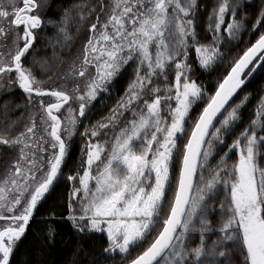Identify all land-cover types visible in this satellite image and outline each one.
<instances>
[{"label": "snow or ice", "instance_id": "1", "mask_svg": "<svg viewBox=\"0 0 264 264\" xmlns=\"http://www.w3.org/2000/svg\"><path fill=\"white\" fill-rule=\"evenodd\" d=\"M198 7V0H112L101 6L81 62L66 74L85 78L83 91L79 84L69 91L66 85L45 87L22 59L37 39L34 30L53 23L40 15L41 3L0 0V82L7 79L38 105L18 135L0 134V143L19 151L0 179V219L7 221L0 230V264H12L30 221L62 178L78 117L86 118L87 106L130 61L134 79L125 95L82 133L86 167L82 161L83 174L68 177L73 227L106 234L104 254H121L128 264H264V96L255 118L239 131L241 109L252 94L233 99L264 68V33L209 92L192 78L190 49L204 69L222 62L220 45L248 30L249 14L238 19L240 0H219L208 15L211 39L205 43L196 29ZM79 8L83 20L96 6ZM260 27L264 0L252 25ZM170 64L174 84L168 82ZM53 97L56 102H46ZM128 111L132 118L122 119ZM54 237L49 226L48 239Z\"/></svg>", "mask_w": 264, "mask_h": 264}, {"label": "trees", "instance_id": "2", "mask_svg": "<svg viewBox=\"0 0 264 264\" xmlns=\"http://www.w3.org/2000/svg\"><path fill=\"white\" fill-rule=\"evenodd\" d=\"M201 2L204 0H198L199 5ZM111 3V0L49 1L45 7L44 20H51L53 23L43 25L39 33V50L34 49L26 63L28 67L32 68L37 78L43 81L45 87L60 88L66 85L68 89H72L75 84H79L81 91H83L85 78L69 75L70 81H67L66 74L69 73L74 62L76 64L81 62L84 46L92 34L91 25L96 22V16L97 13H100L101 6ZM81 4L96 6L95 11L83 20L78 15ZM84 10L87 12L89 9L85 8ZM65 16L67 17L66 20ZM100 19L103 22L106 15L101 13ZM99 29L100 24H97V30ZM259 29V32H253L243 38L235 48L227 50L222 62L217 63L210 70L200 67L194 48L190 49L188 62L193 68L192 78L211 92L215 87V82L224 76L235 60L256 41L261 33H264V27ZM33 61L38 63H33ZM133 68L134 65L130 61L122 69L121 74L106 85V90H100L96 99L89 105L86 118L84 117L81 121L74 142L70 146L66 165L62 166L63 176L46 194V202L38 208L32 221H30L25 235L20 239L14 251L12 264H123L128 261L119 254L111 256L104 254L103 250L108 245L104 233L86 235L73 227V222L68 219L70 212L69 197L73 182L68 177L76 175L77 172L83 174L85 168L81 167L82 161L86 167V157L82 152L87 140V137L82 134L84 128L94 126L97 121H103L105 117L109 116L134 79ZM94 69V65L90 66L89 71L94 72ZM168 82L175 83V72L172 64L168 68ZM164 83L165 81L161 78V86ZM244 92L252 95L249 102L241 109L242 120L237 131L255 118L254 113L259 98L264 96V68L259 69L254 79L241 90L237 97H240ZM16 105H22V107L18 108ZM30 105L26 94L21 96L17 93L2 99L0 101V134H5L8 138L18 135L21 124L29 116ZM131 118V112L128 111L124 113L122 119ZM13 122L15 123L13 124ZM118 127L115 131H118ZM225 143L230 144L231 139H227ZM6 149L8 148L6 147ZM79 186L77 182V187ZM49 226H53L55 229L54 241L48 239Z\"/></svg>", "mask_w": 264, "mask_h": 264}, {"label": "rangeland", "instance_id": "3", "mask_svg": "<svg viewBox=\"0 0 264 264\" xmlns=\"http://www.w3.org/2000/svg\"><path fill=\"white\" fill-rule=\"evenodd\" d=\"M218 2H219V0H204V2H201V5H199V7H198L197 17H196V20H195L196 29H197V32L200 35V38L205 43L208 40L211 39V36L209 35L208 28H207L208 15H209L211 9L213 7L217 6ZM240 3L244 7H243V9H238L237 10V18L240 19L242 17L243 12H245V11L249 14V18L244 21L247 24V26H248V30L242 31L240 33V36H239L238 39H236L234 41H227L226 40L225 43L221 44L220 45V49H221V51L223 53H226L227 50L235 48L238 45V43L243 38L248 36L249 34H251L253 32H259L260 31L259 28L253 29L252 25L255 22V16L257 14V11H258V9L261 6V0H240ZM10 40H11V35H9V47H11ZM0 43H4V40L2 38H0ZM2 51L7 52V49H2ZM213 67H211V68H213ZM211 68H208V69H205V70H210ZM86 76H87V73H86ZM12 77L14 79L15 75H12ZM67 81H70L69 75H67ZM0 83H3V87H0V101H2V99H5V98L10 97L12 95H15L16 93L21 94L22 91H23L22 89H19L15 84H9V81L7 79L3 80ZM10 88L12 90H9ZM68 90L71 91V89H68ZM46 102H50V101H48V98H46ZM92 102H91V104H92ZM70 104H71V106L73 108H76L78 110V107H79L78 103L70 101ZM37 107H38V105H36L35 103H31L30 108L28 109V115L29 116L21 124L22 126L20 128L21 129L20 131L24 130V126L28 123L30 115L32 114L33 110L36 109ZM67 107H68V105H65V108L61 109L60 112L63 113ZM88 108H89V105L86 108V113L88 112ZM86 113H85V115H86ZM83 118L84 117H78V119L80 120V123L83 120ZM39 123H40L39 118H37V124H39ZM79 126H80V124L77 126V131H78ZM76 135H74L72 137L71 145L74 142V138H75ZM6 147L8 149H6ZM5 151H7V152L5 153ZM18 158H19L18 146H9V145H4L3 143L0 144V179H2L4 177V175L6 174L7 170L9 169V167L14 166V163H15V161ZM233 158H235V157H233ZM93 169L95 170V165L93 166ZM75 199L76 198L73 197V203H75ZM77 207H78V205H77ZM217 207H218V205H217ZM7 215H10V214L9 213H5V216H7ZM210 217H211L213 223H215L216 220H217L216 215L214 213H210ZM6 225H7V221L5 219H0V230H2V227L6 226ZM215 238H216L215 234H213L210 237V239H215ZM198 240H199V237L198 236H194L193 237V241H192L193 245H195L198 242ZM119 255H121V254H119ZM121 256H123V255H121Z\"/></svg>", "mask_w": 264, "mask_h": 264}, {"label": "flooded vegetation", "instance_id": "4", "mask_svg": "<svg viewBox=\"0 0 264 264\" xmlns=\"http://www.w3.org/2000/svg\"><path fill=\"white\" fill-rule=\"evenodd\" d=\"M50 0H38V2L39 3H41V8L39 9V13H40V15L42 16V18L44 19V13H46L45 12V7L47 6V4H48V2H49ZM21 27V29L23 28V26L21 25L20 26ZM42 27H43V25L41 26V28L40 29H36V30H34L35 32H36V35H37V39H36V41L34 42V44H33V48L32 49H30L29 50V53L28 54H26V56L24 57V58H22L23 60H24V62H25V64L27 63V60H28V58L30 57V55H31V52L35 49L36 51H38L39 49H38V42H39V33H40V31H41V29H42ZM12 75H15V73H12ZM17 94V93H16ZM15 94V95H16ZM19 94V93H18ZM21 96L23 95H25V93L22 91V93L20 94ZM50 102H56L55 101V98H51L50 99ZM233 157H235V156H233Z\"/></svg>", "mask_w": 264, "mask_h": 264}, {"label": "water", "instance_id": "5", "mask_svg": "<svg viewBox=\"0 0 264 264\" xmlns=\"http://www.w3.org/2000/svg\"><path fill=\"white\" fill-rule=\"evenodd\" d=\"M257 39H258V38H257ZM257 39H256V40H257ZM254 43H255V42H254ZM252 44H253V43H252ZM252 44H251V45H252ZM251 45H250V46H251ZM250 46H249V47H250ZM246 50H247V49H246ZM246 50H245V51H246ZM245 51H244V52H245ZM244 52H243V53H244ZM243 53H242V54H243ZM242 54H241V55H242ZM241 55H240V56H241ZM254 63H255V61H254ZM250 67H251V65H250ZM259 69H260V68H258L257 71L252 75V77L246 82V84L243 86V88H244V87H245L250 81H252V80L254 79V77H255L256 74L258 73ZM229 71H230V69H229ZM226 74H227V73H226ZM226 74H225V75H226ZM243 88H242V89H243ZM242 89H241V90H242ZM241 90L237 93V95L241 92ZM237 95H236V97H237ZM236 97H233V99L235 100ZM53 98H54V97H53ZM230 103H231V102H230ZM123 264H128V261H127L126 263H123Z\"/></svg>", "mask_w": 264, "mask_h": 264}]
</instances>
